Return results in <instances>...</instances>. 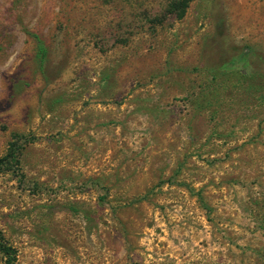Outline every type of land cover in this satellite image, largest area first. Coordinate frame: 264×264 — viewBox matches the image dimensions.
Wrapping results in <instances>:
<instances>
[{"label":"rangeland","instance_id":"obj_1","mask_svg":"<svg viewBox=\"0 0 264 264\" xmlns=\"http://www.w3.org/2000/svg\"><path fill=\"white\" fill-rule=\"evenodd\" d=\"M171 1L0 0L14 264H264V0Z\"/></svg>","mask_w":264,"mask_h":264},{"label":"trees","instance_id":"obj_2","mask_svg":"<svg viewBox=\"0 0 264 264\" xmlns=\"http://www.w3.org/2000/svg\"><path fill=\"white\" fill-rule=\"evenodd\" d=\"M190 0H172L169 4L168 13L174 17L182 18L185 14L186 8ZM37 59L40 67L43 68L46 61L45 47L40 40H38V52ZM238 62L242 61V57H239ZM28 140H24L27 142ZM19 147L12 144L7 152L0 157V171L13 170L19 165L18 151ZM0 254L5 258L7 264H14L15 249L5 241L2 230H0Z\"/></svg>","mask_w":264,"mask_h":264}]
</instances>
